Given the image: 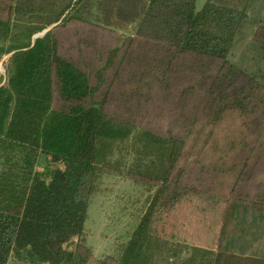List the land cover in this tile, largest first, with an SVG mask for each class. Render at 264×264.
I'll return each mask as SVG.
<instances>
[{
    "label": "trees",
    "instance_id": "16d2710c",
    "mask_svg": "<svg viewBox=\"0 0 264 264\" xmlns=\"http://www.w3.org/2000/svg\"><path fill=\"white\" fill-rule=\"evenodd\" d=\"M196 2L69 0L45 26L26 25L17 33L13 17L31 13L32 4L19 6L9 0L7 18L0 19V40L6 45L0 46V59L10 55L4 80L0 77V264H8L11 258L29 264H64L65 245L83 234L100 174L121 171L111 157L128 139H134V159L126 174L155 190L115 264H264V247L257 249L264 239L261 194L249 203L228 202L216 252L170 245L150 234L155 211L171 210L191 189L181 183L178 163L189 134L202 121L199 116L213 117L206 119L212 125L224 113L236 111L250 119L252 132L264 137V74L250 75L227 59L254 0H203L199 10ZM92 19L98 26L114 29L135 23L136 37L171 48L174 58L178 54L196 59L191 61L190 73L181 70V77H173L183 83L188 74L197 76L194 85L180 90L169 111L182 134L162 136L137 130L139 95L122 93L111 99L120 101L134 117L108 111L114 94L104 86V72L111 67L116 50L109 51L101 68L89 72L59 53L53 32L34 38L58 22ZM80 39L86 51L89 45H97L95 38L83 35ZM258 44L264 50V41ZM213 66L215 70L206 74ZM132 98L135 102L128 101ZM241 139L229 143L225 156L238 147L243 152L249 149L245 136ZM48 158L58 164V177L51 182L46 172L35 169L39 160ZM225 160L231 161L218 157L211 171L224 170ZM207 167L202 166V174ZM227 169L232 173L233 169ZM245 175L244 169L238 173L240 179ZM181 250L188 251L186 258L178 255ZM84 253L87 250L78 245L70 264H86Z\"/></svg>",
    "mask_w": 264,
    "mask_h": 264
},
{
    "label": "rangeland",
    "instance_id": "374dc122",
    "mask_svg": "<svg viewBox=\"0 0 264 264\" xmlns=\"http://www.w3.org/2000/svg\"><path fill=\"white\" fill-rule=\"evenodd\" d=\"M68 1L15 0L19 6L30 2L32 12L25 11L23 16L15 14L12 24L17 26L13 28L18 33L26 25L45 26ZM202 4L203 0H197V10ZM9 5V0H0V19L7 18ZM135 29V23L115 29L104 28L96 25L92 19L89 22L68 21L64 24L58 22L47 26L36 35L42 36L44 31L53 32L58 40L59 53L87 68L89 72L101 68L109 51L116 50L111 67L104 72V86L111 88V93L114 94L110 100L122 93H126V97L131 94L139 95L137 100L140 103L141 99V106L137 110L138 115L135 114L137 130L147 129L162 136L168 133L180 135L183 131L180 125L174 124L175 115L169 113L173 109L171 104L183 87L195 84L197 76L188 74L189 79L183 83L179 79L174 80L173 77L178 75L179 78L182 71L188 72L191 61L196 59L178 54L174 58L175 53L171 48L136 37ZM83 35L97 40V45H94L96 49L89 45L90 48L86 51V43L80 39ZM257 41H264V0H254L247 24L235 39L228 61L250 75L264 74V50L259 49ZM0 46L6 45L0 40ZM98 49L99 51H94ZM9 56L0 59L2 81ZM208 69L210 71L205 72L210 75L215 66ZM144 71L147 73H143ZM261 78L264 84V77ZM128 101L135 102V99ZM119 103L120 101L111 100L108 111L117 116H120L119 113L122 111L123 117H134L124 111V107ZM199 118L202 121L189 134L183 157L178 163V170L183 173L181 183L191 189L180 196L171 210L155 211L150 232L170 245L188 248L193 247V244L183 241L186 239L185 236L188 234L198 239V236L205 237L202 235L204 232L207 236L212 234L213 243L217 245L223 216L216 213L215 206L218 208L222 206L224 211L228 202L233 199L249 203L258 194L264 196V146H261L264 144V137L251 131L250 119L236 111L224 113L220 121L212 125L206 123L208 115H201ZM212 119L213 117L209 118L211 121ZM242 136H245L249 149L243 152L238 147L225 156L229 143L233 140H242ZM133 144L134 139H128L116 147L111 161L117 162L121 171L100 174L96 191L90 199L83 234L81 238H74L65 245V254H74L80 245L87 250L83 255L87 258L86 264L116 263L155 190L150 184L138 182L126 174L127 167L134 159L131 153L134 150ZM218 157H229L231 161L230 163L222 161L221 166L225 169L214 173L211 169L218 164L213 163ZM202 166H208L204 174L201 171ZM229 167L233 169L232 173L225 172ZM35 169L41 173L46 172L49 182L58 177V174H55L58 164L49 158L39 160ZM242 169L247 175L241 176L240 179L238 173ZM228 230L233 232L234 228ZM263 247L264 239L259 242L257 249ZM187 254L186 250L178 253L180 257L185 258ZM8 264L29 263L22 258H11Z\"/></svg>",
    "mask_w": 264,
    "mask_h": 264
},
{
    "label": "crops",
    "instance_id": "0c3cea01",
    "mask_svg": "<svg viewBox=\"0 0 264 264\" xmlns=\"http://www.w3.org/2000/svg\"><path fill=\"white\" fill-rule=\"evenodd\" d=\"M220 208H218L217 206H215L214 209H216V213H218V215L220 216H223L224 214V211H223V207L222 206H219ZM210 209L212 210L213 207H210ZM214 211V210H213ZM209 227V226H208ZM206 230V229H205ZM203 236L205 237H202V236H198V239L195 238V236H190L187 234V236H185L186 239H183V241H186L187 243H190V244H193V248H199V249H203V250H206V251H211V252H216V248H217V245H215L213 242V238H212V234H210V236H207L206 235V232H204V234H202ZM214 237V235H213ZM198 242V244H195L194 243H197L196 241ZM72 256L73 254H66V261L64 262V264H70L71 262V259H72Z\"/></svg>",
    "mask_w": 264,
    "mask_h": 264
},
{
    "label": "water",
    "instance_id": "95a60500",
    "mask_svg": "<svg viewBox=\"0 0 264 264\" xmlns=\"http://www.w3.org/2000/svg\"><path fill=\"white\" fill-rule=\"evenodd\" d=\"M44 33H46V31H44V32L42 33V35H43ZM36 37H38V36L36 35L34 38H36Z\"/></svg>",
    "mask_w": 264,
    "mask_h": 264
}]
</instances>
